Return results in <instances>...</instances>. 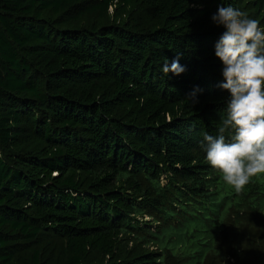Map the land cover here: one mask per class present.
Returning a JSON list of instances; mask_svg holds the SVG:
<instances>
[{
	"label": "trees",
	"instance_id": "obj_1",
	"mask_svg": "<svg viewBox=\"0 0 264 264\" xmlns=\"http://www.w3.org/2000/svg\"><path fill=\"white\" fill-rule=\"evenodd\" d=\"M236 3L264 27V0H0V264H264V173L237 193L201 146Z\"/></svg>",
	"mask_w": 264,
	"mask_h": 264
},
{
	"label": "clouds",
	"instance_id": "obj_2",
	"mask_svg": "<svg viewBox=\"0 0 264 264\" xmlns=\"http://www.w3.org/2000/svg\"><path fill=\"white\" fill-rule=\"evenodd\" d=\"M211 19L226 29L215 55L223 64L225 82L219 86L230 96L218 134L202 133L201 146L208 164L241 193L251 177L264 173V27L231 6L219 7ZM185 70L178 57L162 67L166 75L178 76Z\"/></svg>",
	"mask_w": 264,
	"mask_h": 264
},
{
	"label": "rangeland",
	"instance_id": "obj_3",
	"mask_svg": "<svg viewBox=\"0 0 264 264\" xmlns=\"http://www.w3.org/2000/svg\"><path fill=\"white\" fill-rule=\"evenodd\" d=\"M236 6L237 7L235 9H239V10L243 11L241 9V7H242L241 4H239V3L237 4L236 3ZM110 10H112V8ZM243 12L246 13V11H243ZM263 178H264V176H263ZM263 182H264V179H263ZM228 185L231 186L230 184L227 183V188H229ZM219 188H220V185H219ZM230 193H231V190H229L227 192L228 195H230ZM221 194H222L221 191H220V193L218 192V194H217V196H218L219 199L222 197ZM228 202H230V200H227V203H226V205L224 207H228L229 206V203ZM258 205H259L260 209L262 211H264V197L260 200V202L258 203ZM219 210H221V208ZM143 217H144V219H149V217H147V216H143ZM143 217H140L139 219H142ZM193 226L196 227L197 229H200L201 230V228H200L201 227V224H199V223L197 225H193V224L190 225L189 224L188 226H186L189 232H191L193 230ZM151 229L155 230V227H151ZM185 229L186 228H183V229L181 228V229H177V230L174 231L175 232L174 233V236L176 235L175 236V239H174L176 241L175 244L180 245V243L185 242L184 241ZM208 231H211V229H208ZM208 231L207 232H204L203 235H202V233L201 234H197L194 238H192V239H190L188 241L187 246L189 247V249L187 248V250H189V252H194V253L195 252H198V254L194 255V257L196 258V259L193 260L194 263H195L196 260H200L204 256V254H205L204 252L210 247L209 243H208V246L202 247V245H200V243L196 242L197 239L200 237L199 235H201L204 238L203 241H206L207 242L208 239L210 240L211 239L210 236H209L210 235V232H208ZM254 239H255V237H253V240ZM262 240L263 241H259V242H262V246L261 247L264 248V239H262ZM254 244H257V240H256V243H254ZM146 247H148L150 250H154V251L157 249L155 243H149V244L146 245ZM177 248H179V247H174V249H177ZM254 252H255V250H252V251L250 250L249 252H247V256H248L247 258H249L250 264H256V263H258V260L256 259L257 256H256V254ZM173 261L174 260L172 258H169V262L172 263ZM230 261L232 263H236V264H239L241 262L240 261L239 263H237L235 258H233Z\"/></svg>",
	"mask_w": 264,
	"mask_h": 264
}]
</instances>
